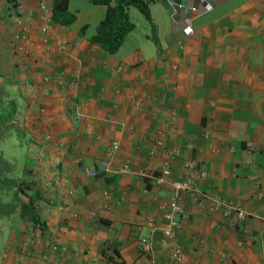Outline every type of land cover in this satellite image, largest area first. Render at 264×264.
Returning <instances> with one entry per match:
<instances>
[{
	"label": "crops",
	"instance_id": "0c3cea01",
	"mask_svg": "<svg viewBox=\"0 0 264 264\" xmlns=\"http://www.w3.org/2000/svg\"><path fill=\"white\" fill-rule=\"evenodd\" d=\"M71 1L75 21L64 27L52 19L21 59L0 0V91L5 107L16 108L12 134L26 146L21 177L33 187L49 245L44 260L20 252L3 259L12 237L39 231L21 222L7 229L0 264H264V0H171L203 12L190 38L181 31L189 11L177 23L170 0H145L150 22L143 15L138 31L133 16L141 18L129 7L134 29L114 55L90 42L104 15L91 25ZM159 130L164 148L179 150L170 179L183 180V161L197 160L208 174L198 185L244 210L240 225L224 205H196L184 193L181 228L171 239L152 231L168 199L143 173L150 160L165 161L162 152L148 154ZM111 147V167L130 161L132 173L82 174ZM142 239L152 241L150 251ZM175 244L181 262L169 259Z\"/></svg>",
	"mask_w": 264,
	"mask_h": 264
},
{
	"label": "built area",
	"instance_id": "2783aa9c",
	"mask_svg": "<svg viewBox=\"0 0 264 264\" xmlns=\"http://www.w3.org/2000/svg\"><path fill=\"white\" fill-rule=\"evenodd\" d=\"M8 2V16L12 20V24L15 27V31L9 38V43L14 48L15 52L20 55L21 59L24 57L32 56V35L34 32L44 37L49 28L50 22L52 21V6L49 0H7ZM29 4H34V8L28 7ZM170 17L174 22L179 21L178 16L181 12H190L191 17L189 22H186L182 26V34L190 38L193 36V28L191 21L196 19L198 16L203 14L195 6H185L184 4L177 3L174 1L168 2ZM179 48L182 52V56L185 55L184 45L179 44ZM59 49L61 51L66 49L65 42H60ZM48 50V49H47ZM120 70H116L119 72ZM44 81L47 77L43 78ZM141 108V107H140ZM42 113V110H39ZM174 113V111H172ZM78 118V117H77ZM162 131L159 130L156 133V138L153 140L148 154L150 158L155 157L160 152L165 155V161L161 166H157L150 160V163L145 166L144 174L149 177L151 183L158 187H163L167 194L168 199L162 207V213L160 221L161 226L157 224L152 228V231L160 229L163 236L166 239H171L175 232L181 228V196L184 193H188L192 202L196 205L201 204H211L212 206L219 207L224 205L228 210L235 212L236 220L235 224L240 225V223L247 217V213L240 207L233 206L230 203L221 201L216 195L211 191L202 189L198 184L200 180L207 178L208 174L206 171L201 169L199 162L195 159H186L182 163V170L185 178L183 180H171V168L170 162L179 154L177 149H166L164 148V143L161 139ZM207 138V135H205ZM189 147V145L187 146ZM116 147H111L105 152L106 160L102 162L97 168L92 172L87 170L83 171L82 174L90 177H96L99 172H109L113 174L118 173H132L131 162L126 161L116 168H112L110 165V160L113 159ZM146 172V173H145ZM143 174V175H144ZM153 224V221H150ZM20 237V238H19ZM142 246L150 251L152 249V241L142 239ZM39 244V247H38ZM41 241L40 231L30 232L24 236H14L10 239L5 252L3 253V259H7L12 253L20 252L22 256H29L34 258L35 255H39L40 259H45V251L49 246ZM37 248V250H35ZM39 251V252H38ZM169 259L173 262H181L184 259L183 253L178 245H173L170 248Z\"/></svg>",
	"mask_w": 264,
	"mask_h": 264
},
{
	"label": "trees",
	"instance_id": "16d2710c",
	"mask_svg": "<svg viewBox=\"0 0 264 264\" xmlns=\"http://www.w3.org/2000/svg\"><path fill=\"white\" fill-rule=\"evenodd\" d=\"M92 3L105 7L104 18L97 24L94 34L90 37V42L99 47L102 51L114 55L117 53L128 34L133 31L134 24L131 22L128 9L136 8L150 22V12L148 2L145 0H91ZM69 0H53L52 19L61 26L67 27L75 21V15L68 9ZM83 28L81 31H84ZM5 97L0 91V141L9 131L14 129V118L16 108L13 104L5 107ZM11 166L7 165L0 155V193L11 192L8 201L9 207H1L0 219L13 216L15 210H19V220L29 224L32 228L42 231L43 223L39 220L35 212V205L29 192L33 187L22 177L19 181L15 178H8ZM37 198V192L34 194ZM40 199V198H39ZM0 204H2L0 200Z\"/></svg>",
	"mask_w": 264,
	"mask_h": 264
},
{
	"label": "rangeland",
	"instance_id": "374dc122",
	"mask_svg": "<svg viewBox=\"0 0 264 264\" xmlns=\"http://www.w3.org/2000/svg\"><path fill=\"white\" fill-rule=\"evenodd\" d=\"M85 2L86 0H73L71 1L70 4L80 11V16L82 19L91 21L92 22L91 25H96L97 22H99L103 18L104 6L93 3L90 5L91 9H88L86 4L87 2L86 3ZM87 10H89L90 15ZM132 10H134V12H137L138 16L141 18V23H139V21L136 20L133 16V20L137 24L138 31H141V26H142L141 24L142 22H144L145 18L141 13H139V11L136 8L132 7ZM14 122L16 123V119L14 120ZM12 133L13 132L11 130L2 137L0 141V155L7 163V165L11 166V171L8 174V178H15L17 181H19L23 173L24 164L26 162L25 154H24L26 146H24V148L23 147L20 148L19 145H17V139L15 138L16 136H14ZM10 198H11V192L9 193L1 192L0 193V200L2 202V204H0L1 207H5L4 209L8 208L9 207L8 201L10 200ZM18 214H19V210H15L13 216L0 219V252L4 249L7 229L10 230L14 228L15 230H18L22 228V224L21 221L19 220Z\"/></svg>",
	"mask_w": 264,
	"mask_h": 264
}]
</instances>
